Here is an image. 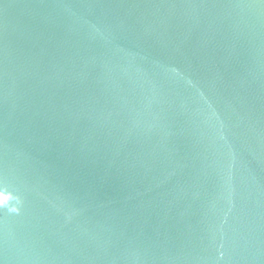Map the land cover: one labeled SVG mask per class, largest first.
I'll use <instances>...</instances> for the list:
<instances>
[{
  "label": "water",
  "instance_id": "95a60500",
  "mask_svg": "<svg viewBox=\"0 0 264 264\" xmlns=\"http://www.w3.org/2000/svg\"><path fill=\"white\" fill-rule=\"evenodd\" d=\"M0 264H264V0H0Z\"/></svg>",
  "mask_w": 264,
  "mask_h": 264
}]
</instances>
